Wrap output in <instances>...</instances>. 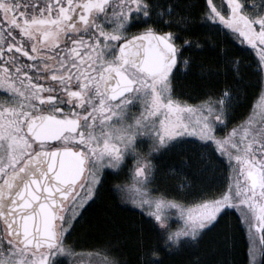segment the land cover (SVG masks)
Here are the masks:
<instances>
[{"label": "snow or ice", "instance_id": "6c2138e0", "mask_svg": "<svg viewBox=\"0 0 264 264\" xmlns=\"http://www.w3.org/2000/svg\"><path fill=\"white\" fill-rule=\"evenodd\" d=\"M85 254L264 264V0H0V264Z\"/></svg>", "mask_w": 264, "mask_h": 264}, {"label": "trees", "instance_id": "16d2710c", "mask_svg": "<svg viewBox=\"0 0 264 264\" xmlns=\"http://www.w3.org/2000/svg\"><path fill=\"white\" fill-rule=\"evenodd\" d=\"M133 208L125 209V213L132 218V221L135 223H139L141 221V216L138 211H132ZM98 237H86V238H81L80 244L83 245V247H94L97 243ZM243 251H246V245L243 248ZM239 258V257H238ZM166 259H171L166 257Z\"/></svg>", "mask_w": 264, "mask_h": 264}, {"label": "rangeland", "instance_id": "374dc122", "mask_svg": "<svg viewBox=\"0 0 264 264\" xmlns=\"http://www.w3.org/2000/svg\"><path fill=\"white\" fill-rule=\"evenodd\" d=\"M129 207L134 208L135 206L132 205L131 202H130V203H129ZM175 226H176V225L173 224V227H175ZM93 251H98V249H95V250H93ZM85 253H87V252H85ZM102 255H103V253H101V256H102ZM100 258H101L100 256H91V257H89L87 254H85V255H83V256L81 257V260L83 261V264H94V262H95V264H98ZM65 263H66V264H71L70 261H66Z\"/></svg>", "mask_w": 264, "mask_h": 264}, {"label": "flooded vegetation", "instance_id": "af4514ba", "mask_svg": "<svg viewBox=\"0 0 264 264\" xmlns=\"http://www.w3.org/2000/svg\"><path fill=\"white\" fill-rule=\"evenodd\" d=\"M181 67H183V66L181 65ZM129 163H131V161H129ZM116 182H117V181H116L115 178H112V177L109 178V183H110V184H114V183H116ZM129 203H130V201H129ZM128 207H129V206H128ZM129 208H132V207H129ZM138 212H139V211H138ZM95 249H98V248H96V247H83V249L78 248L77 251L89 252V251H93V250H95ZM65 262H66V261H64L63 264H66Z\"/></svg>", "mask_w": 264, "mask_h": 264}]
</instances>
